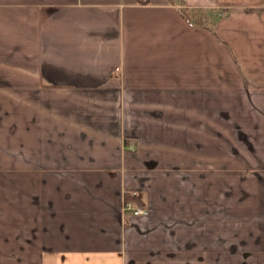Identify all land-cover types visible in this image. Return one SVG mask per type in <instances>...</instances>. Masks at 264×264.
<instances>
[{"label":"crops","instance_id":"0c3cea01","mask_svg":"<svg viewBox=\"0 0 264 264\" xmlns=\"http://www.w3.org/2000/svg\"><path fill=\"white\" fill-rule=\"evenodd\" d=\"M0 264H264V0H0Z\"/></svg>","mask_w":264,"mask_h":264},{"label":"trees","instance_id":"16d2710c","mask_svg":"<svg viewBox=\"0 0 264 264\" xmlns=\"http://www.w3.org/2000/svg\"><path fill=\"white\" fill-rule=\"evenodd\" d=\"M147 1V0H141ZM172 1V0H170ZM180 14L195 25L210 26L213 20H209L210 17L205 13L203 9L190 10L188 8H180Z\"/></svg>","mask_w":264,"mask_h":264},{"label":"built area","instance_id":"2783aa9c","mask_svg":"<svg viewBox=\"0 0 264 264\" xmlns=\"http://www.w3.org/2000/svg\"><path fill=\"white\" fill-rule=\"evenodd\" d=\"M123 208H124V210L131 211V213L134 214V215H146L147 212H148L147 208L136 206L132 202L124 203Z\"/></svg>","mask_w":264,"mask_h":264}]
</instances>
